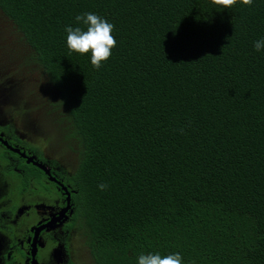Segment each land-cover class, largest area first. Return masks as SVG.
I'll return each instance as SVG.
<instances>
[{
    "label": "trees",
    "instance_id": "16d2710c",
    "mask_svg": "<svg viewBox=\"0 0 264 264\" xmlns=\"http://www.w3.org/2000/svg\"><path fill=\"white\" fill-rule=\"evenodd\" d=\"M0 10L58 97L96 264L141 253L264 264V50L253 47L264 0H0ZM85 12L115 26L99 70L66 46Z\"/></svg>",
    "mask_w": 264,
    "mask_h": 264
},
{
    "label": "flooded vegetation",
    "instance_id": "af4514ba",
    "mask_svg": "<svg viewBox=\"0 0 264 264\" xmlns=\"http://www.w3.org/2000/svg\"><path fill=\"white\" fill-rule=\"evenodd\" d=\"M5 20L0 10V264H96L81 228L80 204L74 199L78 191L71 184L79 157L74 150L77 159L63 157V135L53 142L43 134L42 118L56 119L51 123L63 127L57 105L47 97L37 103L28 86L36 73H44L28 48L25 57L17 41L9 40L7 29L17 30ZM41 81L46 87L45 78ZM31 97L42 117L35 107L32 118L30 109L25 112V99ZM78 240L80 248L75 247Z\"/></svg>",
    "mask_w": 264,
    "mask_h": 264
},
{
    "label": "clouds",
    "instance_id": "9594fccd",
    "mask_svg": "<svg viewBox=\"0 0 264 264\" xmlns=\"http://www.w3.org/2000/svg\"><path fill=\"white\" fill-rule=\"evenodd\" d=\"M254 0H209L212 6L230 9L238 3L252 7ZM77 26H67L66 46L69 54H79L81 56L90 55L91 65L99 70L111 58L113 49L117 46V41L113 35L114 24L105 18L91 12L78 14L75 17ZM254 50L260 52L264 50V39L254 41ZM101 191L108 188L106 184L98 185ZM137 264H183V258L179 253L162 256L160 253H141L137 257Z\"/></svg>",
    "mask_w": 264,
    "mask_h": 264
},
{
    "label": "rangeland",
    "instance_id": "374dc122",
    "mask_svg": "<svg viewBox=\"0 0 264 264\" xmlns=\"http://www.w3.org/2000/svg\"><path fill=\"white\" fill-rule=\"evenodd\" d=\"M5 23H7L11 27V22L5 20ZM7 37L9 38V40L17 41L18 46H19V50H20V54L26 57L28 49H27L26 45L24 43H22V41L19 40V36H18L17 32H12V29L9 28V29H7ZM36 75H37V78L35 80H33L32 82H30L28 88L30 89V91H32L34 98L36 97V99L39 100L37 103L43 104L45 101V97H47L46 100H49L52 103L57 102L58 101L57 95H55V94L50 95L51 91H50V93L48 92L49 94H47V88L45 87L43 81H41V80H44V75L41 73H40V77L38 76L37 73H36ZM39 80H40V82H39ZM25 101L27 104L25 112L30 109V114H29L30 118H32L31 109L33 110V107L36 108V115H38L39 117H42L44 112L41 109V106H39L36 102H35V104H33L34 100L32 99V97L29 99H25ZM55 105H57V104L55 103ZM38 109H40V111ZM57 114L60 115V112H57ZM54 115L56 116V114H54ZM50 120H51V122L53 121V123L55 124L56 119L50 118ZM42 122H43V127H42L43 134L46 136L47 135L50 136V138L53 142L61 141L62 135H63V157H67V159H68V157H71L72 159H75V158L77 159L78 153H77V155L74 154L76 152L75 147L71 143L69 144V142H67L65 140V134L63 132V127H58V126L52 124L51 122H48L46 119L44 120L43 118L41 119L40 123L42 124ZM73 150L75 151L74 153H73ZM70 167H71L70 169H73L74 165L70 166ZM81 246H82L81 240H78V243L75 247L80 248Z\"/></svg>",
    "mask_w": 264,
    "mask_h": 264
}]
</instances>
